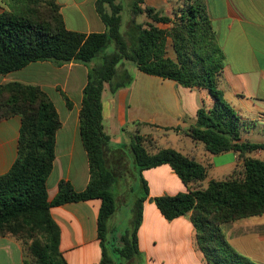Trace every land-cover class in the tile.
<instances>
[{
  "label": "trees",
  "instance_id": "16d2710c",
  "mask_svg": "<svg viewBox=\"0 0 264 264\" xmlns=\"http://www.w3.org/2000/svg\"><path fill=\"white\" fill-rule=\"evenodd\" d=\"M10 2L12 8L0 13V74L38 61L57 66L74 62L88 68L80 134L88 155L90 181L78 192L69 181L61 180L52 201L47 181L56 157V135L62 126L55 104L39 86L19 81L0 84V122L14 116L22 120L17 159L0 176V235L22 241L30 258L25 262L69 264L60 249L61 230L51 208L99 199L101 264H139L138 230L143 203L149 197L142 172L168 164L188 191L154 199L164 217L173 220L191 215L196 244L207 264H256L231 246L222 226L264 214V158L251 155L264 152V142L242 140L246 123L220 88L226 56L212 26L207 0H180L171 16L143 7L144 0H132L129 33L122 32L123 1L96 0V11L106 30L88 34L66 27L57 0ZM142 14L152 23H139L136 17ZM159 23L169 27L160 28ZM125 62L185 88L209 91L213 104L197 111L196 123L186 133L210 154L236 153L241 169H234L225 179H212L204 187L211 164L204 165L172 147L148 149L140 134H130L128 143L112 145L103 126L102 93L106 85L115 94L133 83L134 74ZM111 155L131 158L132 170L140 178L133 190L135 199L127 206L130 217L126 227L111 225L119 208V179L108 162Z\"/></svg>",
  "mask_w": 264,
  "mask_h": 264
},
{
  "label": "crops",
  "instance_id": "0c3cea01",
  "mask_svg": "<svg viewBox=\"0 0 264 264\" xmlns=\"http://www.w3.org/2000/svg\"><path fill=\"white\" fill-rule=\"evenodd\" d=\"M57 2L68 29L81 28L83 30L74 31L87 34L106 30L96 11V0ZM144 4L162 8L164 14L171 16L169 0H144ZM207 4L212 26L226 56L220 88L244 122L252 120L255 129L264 128V0H207ZM11 8L10 0H0V13ZM133 74L134 81L129 86L113 94L106 85L102 93L103 126L112 145L128 143L130 135L127 134L137 127L170 129L169 137L174 143L167 147L213 166V154L186 133L196 123L197 111L213 104L209 91L185 88L173 80L139 70ZM14 81L41 87L60 117L62 126L56 135L54 167L47 181L49 201L56 197L61 180L69 181L78 192L85 190L90 181V165L80 134V111L88 68L74 62L57 66L50 61H38L21 70L0 74V84ZM64 96L70 100L71 107ZM21 124L19 116L0 122V176L6 174L17 159ZM174 128L179 130H171ZM182 136L203 153L190 155L180 148ZM242 140H245L243 134ZM232 156L234 167L236 153ZM142 176L148 183L149 197L143 203L138 230L139 264H207L196 244L191 215L167 220L154 202L160 196L187 192L186 185L168 164L144 170ZM204 183L206 187L208 184ZM100 206L101 200L93 199L51 208L52 217L61 230L60 249L69 264H101ZM118 213L119 208L112 226L121 225L119 220L124 215L119 217ZM222 230L236 251L256 264H264V214L225 224ZM26 260L30 258L21 240L0 235V264H33Z\"/></svg>",
  "mask_w": 264,
  "mask_h": 264
},
{
  "label": "rangeland",
  "instance_id": "374dc122",
  "mask_svg": "<svg viewBox=\"0 0 264 264\" xmlns=\"http://www.w3.org/2000/svg\"><path fill=\"white\" fill-rule=\"evenodd\" d=\"M121 1H123L122 3L125 4V11L123 13L122 32L129 33L131 29V23H130L131 10L130 9H131L132 0H121ZM169 4H170L169 8L171 9V15H172L173 9L178 7V5L180 4V0H169ZM142 6L144 7L147 5L143 4ZM158 10L163 12L162 8H158ZM136 18L139 23H143V24L152 23V21L144 14L139 15ZM156 25H159L160 27L164 29L169 27V25L162 24V23H159ZM72 30H83V29L76 28ZM169 53L170 55L173 56V52L171 48L169 49ZM124 65L128 66L130 70L132 71V73L138 70L135 64L132 62H125ZM56 102H58L59 109L62 110L58 99H56ZM245 122L247 126V131L242 132L245 138L244 141L264 142V128L255 129V126L252 120H248ZM130 134H140L141 136L145 137L146 139L145 145L147 146L148 149L150 148V146H154L155 150H157L159 147H167V146L173 145L174 143V139L172 140L169 137L171 133L167 129L157 130L155 128L137 127L135 128V130H133L131 133H128L127 135H130ZM150 139L152 140V142H150ZM179 143H180V148H183L190 155H192L193 152L199 153V154L203 153L202 150H200L197 146L194 147L192 146V144L190 145L191 143L190 140L185 139L183 136L182 138L179 139ZM232 155H233V152H226V153L212 156L213 166L212 165L210 166L208 178L205 180V183H204L205 185H207L209 181L212 179H216V180L225 179L236 168L239 170L241 169V166L240 167L237 166L238 160L235 166L233 167V163H232L233 156ZM251 155L256 158H261V159L264 158L263 151H258ZM200 156L201 155H199V159H200ZM118 157H119L118 155L117 156L111 155L108 158V162L119 179L118 202L120 206H119L118 216L122 217L124 215V217L119 220V224H121L123 227H126L129 224L130 216L127 214H124V212L127 209L126 207L129 206L135 199V194L133 193V190L136 188L137 184L140 183V180H139L140 178L138 175H136L137 173H135L134 170H132L131 158L127 156L125 158H118ZM115 218L117 217L115 216ZM115 218H113L111 222H113Z\"/></svg>",
  "mask_w": 264,
  "mask_h": 264
}]
</instances>
